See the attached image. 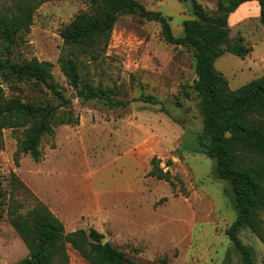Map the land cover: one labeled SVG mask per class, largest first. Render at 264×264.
<instances>
[{"label": "rangeland", "instance_id": "1", "mask_svg": "<svg viewBox=\"0 0 264 264\" xmlns=\"http://www.w3.org/2000/svg\"><path fill=\"white\" fill-rule=\"evenodd\" d=\"M40 1L0 0V14L20 13L27 6L25 16H30L9 48L0 41V57L19 64L33 57L52 62L54 82L68 102L54 115V132L42 137L38 161L25 154L19 165L15 162L24 127L0 133V264L29 253L10 223L9 205L25 213L37 200L64 222L66 232L95 227L141 264H243L226 233L237 216L232 184L217 177L216 159L199 143L204 114L195 89L194 47L169 43L160 22L125 13L108 44L92 52L66 43L61 35L78 13L92 12V0ZM136 1L169 17L176 36L183 34L184 21L195 17L191 1ZM198 1L210 14L218 13L221 0ZM255 2L229 15L230 39L223 45L241 36L248 54L226 51L215 62L232 89L264 76V25ZM67 58L79 63L77 88L62 69ZM89 86L131 102L111 108L107 98L84 100L80 91ZM142 95H154L159 103L133 100ZM12 98L36 106L61 103L43 83L3 73L0 102ZM68 110L78 121L62 124ZM154 157L183 184L173 187L149 176ZM238 237L253 249L255 263L264 264L263 240L247 227ZM67 252L69 264H90L69 244Z\"/></svg>", "mask_w": 264, "mask_h": 264}, {"label": "trees", "instance_id": "2", "mask_svg": "<svg viewBox=\"0 0 264 264\" xmlns=\"http://www.w3.org/2000/svg\"><path fill=\"white\" fill-rule=\"evenodd\" d=\"M45 0H41L43 2ZM191 1L194 18L183 23V34L176 36L170 25V18L160 12L146 9L136 0H92L91 13H78L61 31L66 43L89 48L95 52L108 44L112 29L119 16L125 13H140L148 20L161 23L166 41L176 45H190L195 51V89L201 98L204 114L203 130L199 143L203 152L216 159V175L232 184L237 216L226 230L235 248L241 253L243 264H256L253 249L246 245L238 233L250 228L264 242V76L254 79L237 89L229 86L226 76L217 70L216 59L226 51L244 57L249 48L238 36L228 46L230 27L228 17L248 1H256L260 6V18L264 25V0L220 1L218 13L210 14L198 0ZM20 13L0 14V41L6 47L30 22L26 18L27 6ZM231 19V18H230ZM52 62L33 57L19 64L9 58L0 57V75L36 80L51 89L61 100L59 105L36 106L12 98L0 102V133L4 128L24 127L23 136L17 140L15 162L19 165L21 155L30 154L38 161L42 152L40 141L45 134L54 132L53 119L58 108L65 106L68 99L54 82ZM62 69L74 87L81 81L79 63L74 58L62 60ZM84 100L107 98L111 108L130 104L131 100L113 99L104 90L89 86L82 89ZM133 100L157 104L154 95H142ZM62 124L78 121L71 110L63 114ZM149 176L169 181L175 187L183 184L178 176L160 166V160L153 158ZM12 178L26 187L15 172ZM13 188L10 195H14ZM2 205V202H0ZM10 223L29 249V253L11 264H69L67 244L79 251L90 264H141L107 240L95 227L88 230L79 228L66 232L64 222L42 201L37 202L27 212H17L8 207Z\"/></svg>", "mask_w": 264, "mask_h": 264}, {"label": "crops", "instance_id": "3", "mask_svg": "<svg viewBox=\"0 0 264 264\" xmlns=\"http://www.w3.org/2000/svg\"><path fill=\"white\" fill-rule=\"evenodd\" d=\"M255 1H248L243 3L241 6H246V5H250L251 3H254ZM256 3V2H255ZM260 7V6H259Z\"/></svg>", "mask_w": 264, "mask_h": 264}, {"label": "water", "instance_id": "4", "mask_svg": "<svg viewBox=\"0 0 264 264\" xmlns=\"http://www.w3.org/2000/svg\"><path fill=\"white\" fill-rule=\"evenodd\" d=\"M107 241V238L104 236L103 238H102V242H106Z\"/></svg>", "mask_w": 264, "mask_h": 264}]
</instances>
